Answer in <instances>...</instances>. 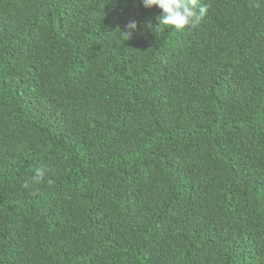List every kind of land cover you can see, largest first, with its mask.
<instances>
[{
    "label": "trees",
    "instance_id": "obj_1",
    "mask_svg": "<svg viewBox=\"0 0 264 264\" xmlns=\"http://www.w3.org/2000/svg\"><path fill=\"white\" fill-rule=\"evenodd\" d=\"M199 2L0 0V264H264V0Z\"/></svg>",
    "mask_w": 264,
    "mask_h": 264
},
{
    "label": "clouds",
    "instance_id": "obj_2",
    "mask_svg": "<svg viewBox=\"0 0 264 264\" xmlns=\"http://www.w3.org/2000/svg\"><path fill=\"white\" fill-rule=\"evenodd\" d=\"M141 3L145 8L155 6L162 10L161 14L156 17L157 24L155 27L151 22L146 24V27L152 32L153 30H161V25L171 26L172 29L177 31L183 30L185 27L194 28L200 23L208 10V6L201 4L199 0H141ZM136 30L137 22L129 20L122 32L130 38ZM44 176L45 169L37 168L31 180L38 183L44 179ZM24 186H28L27 181Z\"/></svg>",
    "mask_w": 264,
    "mask_h": 264
}]
</instances>
